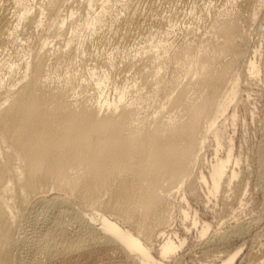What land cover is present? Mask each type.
I'll use <instances>...</instances> for the list:
<instances>
[{"label": "bare ground", "instance_id": "6f19581e", "mask_svg": "<svg viewBox=\"0 0 264 264\" xmlns=\"http://www.w3.org/2000/svg\"><path fill=\"white\" fill-rule=\"evenodd\" d=\"M187 1L0 0V264H264V0Z\"/></svg>", "mask_w": 264, "mask_h": 264}, {"label": "rangeland", "instance_id": "374dc122", "mask_svg": "<svg viewBox=\"0 0 264 264\" xmlns=\"http://www.w3.org/2000/svg\"><path fill=\"white\" fill-rule=\"evenodd\" d=\"M192 5H195L196 7L199 8L202 4H199L198 2L193 3L192 0H188L185 4V8H187V10H189L190 6H192ZM113 7L115 8V12L121 10L122 9L121 2L116 1V4ZM188 29L189 28L184 27V29L179 30V33L176 34V36L174 35L173 37H176L179 41H181L184 37H187L190 35ZM251 41L252 42L250 44H252V43H254V44L258 43L259 44L260 43L259 42V35L257 32L254 34V36L251 37ZM257 81H259L258 84H255L253 88L248 87V89H245V90L243 89L238 94V98H240V102H241L239 111L242 114L244 113V110H245V106H244L245 103H247L246 106H255L256 107L255 110L257 112V116H256L255 120H251L250 115H248V116L243 115L242 117H240V120L238 123V129L235 132L236 136H238L237 138H239L241 136V133L244 131L243 125H244V123H246V127H248L247 132H246L247 138H248V143L245 144L243 152L246 154H250V155L253 153L254 149H256L258 147L259 142H260L259 140L262 137V135L264 134V81L263 80H257ZM248 92L250 93L249 97L247 94ZM244 99H245V101H244ZM238 144H239V142H238ZM238 149H239V147H238ZM262 195L263 194L259 191V189H257L255 187V189H252L251 192L250 191L248 192L247 199H246L247 203L245 205H243L242 207H240L239 210L238 209L237 210L242 215H244L247 220H248V218L251 219L250 216L252 215V217H253L255 213H256V215L257 214L258 215L263 214L262 216H263V220H264V198H263L264 195H263V197H262ZM193 203H195L194 204L195 206L198 205L195 201H193ZM178 218H176V221H175V223L177 222L176 225L174 224L176 227H180L179 224L181 223L180 218L179 219ZM262 227L264 228L263 224H262V226L259 227L260 229L257 228L258 232H259V237H257V238L259 240L264 239V236H263L264 235V229H261ZM260 233H262V235ZM194 234H195V232L191 231V235H193V236H191L192 239H190L189 243L195 242L196 237ZM257 238L255 240L256 243L259 242ZM193 239H195V240H193ZM261 242H263V240ZM261 242H259L260 244L257 243L256 249H257L258 245H259V247L261 246ZM189 243L184 248L185 251L183 249V251L182 252L180 251V253H184L186 251L188 253V250L186 249V248H188L187 246L188 245L189 246L194 245V244H189ZM195 244H196V242H195ZM251 246H252V244L250 245V242L247 243L245 245L244 251H247L249 249V247H251ZM198 247L199 246H196L197 249H198ZM194 251H192L193 255H191L192 254L191 252H190V254L184 253L185 254L184 259H182L183 263H185V260H186L185 264H200V262L205 261L204 258L206 256L204 257L199 251H195V253H194ZM187 255H188V257H187ZM189 255H191V257ZM186 258H188V259H186ZM190 258H191V260H190Z\"/></svg>", "mask_w": 264, "mask_h": 264}]
</instances>
